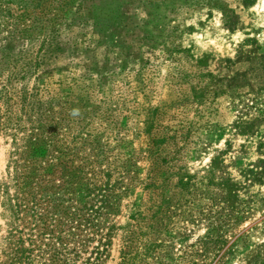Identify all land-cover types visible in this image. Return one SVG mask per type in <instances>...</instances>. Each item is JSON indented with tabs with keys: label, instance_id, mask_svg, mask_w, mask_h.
Returning a JSON list of instances; mask_svg holds the SVG:
<instances>
[{
	"label": "rangeland",
	"instance_id": "1",
	"mask_svg": "<svg viewBox=\"0 0 264 264\" xmlns=\"http://www.w3.org/2000/svg\"><path fill=\"white\" fill-rule=\"evenodd\" d=\"M107 1L47 0L62 14L58 56L12 78L11 119L0 112V264H9L8 232L22 223L12 213L19 147L43 108L73 114L76 127L59 137L95 162L111 189L75 264H118L125 253L131 264H264V0L179 8L170 50L143 45L131 54L125 34L103 37L86 15L116 3ZM146 1L125 8L122 0L132 25L142 24ZM45 31L15 40V51L30 49L34 59ZM30 106L36 112L25 113ZM214 233L225 242L219 262L199 244Z\"/></svg>",
	"mask_w": 264,
	"mask_h": 264
},
{
	"label": "trees",
	"instance_id": "2",
	"mask_svg": "<svg viewBox=\"0 0 264 264\" xmlns=\"http://www.w3.org/2000/svg\"><path fill=\"white\" fill-rule=\"evenodd\" d=\"M17 1L0 0V75L10 69L7 83L0 88V112L3 111L9 120L16 98L12 78H25L28 66L35 69L47 67V63L57 58L61 49L57 39L62 17L59 6L53 4L47 7V0H28L19 11L14 9ZM114 1L115 5L108 11L98 6L88 7L86 15L93 19L97 34L103 37L112 35L114 38L118 37V33L121 36L125 34V49L129 54L143 45H161L170 50V37L176 28L172 26L171 32L167 28L171 27L173 15L179 8H195L209 2L148 0L146 3H149V8H144L142 24L132 25L131 17L127 16L126 10L122 11L123 3L125 8H129L137 0H110L106 3L110 5ZM100 13H103V17L98 20ZM135 26L138 27L137 32L132 31ZM44 30L45 35L34 59L30 57V49L15 51V40L24 38L30 41L34 31L38 35ZM131 33L136 34L135 39L132 36L127 39ZM20 61L21 64L17 66ZM16 95L24 112L28 92L23 89ZM31 111L36 112L30 106L25 113ZM61 113L43 108L40 113H36L31 124L24 127L26 132L19 147L23 162L17 163L12 183V213L22 223L21 226L11 227L5 238L9 251L4 253L8 256L9 264H75L85 234L89 233L98 216L109 209L111 189L106 181L96 177L99 169L95 162L89 161L86 155L78 157L77 147L59 137L60 130L68 126L76 127L78 122L73 114ZM68 113H72L69 106ZM76 138L72 132L71 142L75 143ZM75 158L80 159V162H74ZM227 192L231 193V190L227 189ZM223 243L220 233L207 235L199 243L201 255L206 257L212 252L214 256L219 255L216 260L219 262L224 256V252L219 254ZM139 254L136 250L132 256ZM130 259L131 256L125 253L118 264H131ZM81 264L92 262L86 258Z\"/></svg>",
	"mask_w": 264,
	"mask_h": 264
}]
</instances>
